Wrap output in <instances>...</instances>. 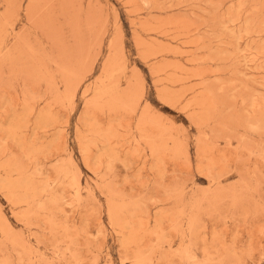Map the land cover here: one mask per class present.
Here are the masks:
<instances>
[{
	"label": "rangeland",
	"instance_id": "rangeland-1",
	"mask_svg": "<svg viewBox=\"0 0 264 264\" xmlns=\"http://www.w3.org/2000/svg\"><path fill=\"white\" fill-rule=\"evenodd\" d=\"M0 264H264V0H0Z\"/></svg>",
	"mask_w": 264,
	"mask_h": 264
},
{
	"label": "bare ground",
	"instance_id": "bare-ground-1",
	"mask_svg": "<svg viewBox=\"0 0 264 264\" xmlns=\"http://www.w3.org/2000/svg\"><path fill=\"white\" fill-rule=\"evenodd\" d=\"M16 186V185H15Z\"/></svg>",
	"mask_w": 264,
	"mask_h": 264
}]
</instances>
